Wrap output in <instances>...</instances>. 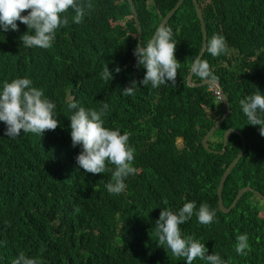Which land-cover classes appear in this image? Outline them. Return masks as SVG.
<instances>
[{"label":"trees","instance_id":"trees-1","mask_svg":"<svg viewBox=\"0 0 264 264\" xmlns=\"http://www.w3.org/2000/svg\"><path fill=\"white\" fill-rule=\"evenodd\" d=\"M133 1L145 44L178 2ZM199 2L208 39L223 35L228 46L218 57L206 51L202 57L231 105V113L207 145L221 150L230 127L243 132L247 143L225 182L224 202L229 206L246 185L264 192V136L259 125L248 124L240 106V100L257 89L264 93V0ZM91 3L81 24L73 23L75 13L68 11L69 24L57 29L48 49L23 46L20 37L28 28L19 21L18 31H0V91L6 80L28 78L56 105L59 120L55 130L43 135L22 131L16 138L5 135L7 126L0 121V264H12L21 252L42 264H186L185 258L158 245L155 222L162 208L178 211L187 202H195L197 209L207 203L216 216L211 224L202 225L194 214L180 226L184 235L199 239L209 255L218 253L227 264H264V212L246 200L255 194L245 193L228 213L218 205L220 180L243 142L232 133L223 154L203 143L225 109L212 86L188 85L191 61L203 45L193 0H184L166 22L181 65L176 84L155 89L140 85L133 96L123 90L133 80L142 81L146 69L137 67L133 54L138 38L133 36L137 24L131 4ZM106 66L112 73L107 81L101 77ZM193 81L201 82L198 77ZM108 98L120 104L111 107ZM72 101L97 110L107 104L104 126L131 134L137 172L126 178L125 193L110 194L104 187L114 165L107 164L97 177L78 169L76 157L82 146L72 145L69 118L76 111L69 107ZM178 138L183 139L182 147ZM245 233L250 250L240 255L235 251L236 237ZM193 264L206 262L197 258Z\"/></svg>","mask_w":264,"mask_h":264},{"label":"clouds","instance_id":"clouds-1","mask_svg":"<svg viewBox=\"0 0 264 264\" xmlns=\"http://www.w3.org/2000/svg\"><path fill=\"white\" fill-rule=\"evenodd\" d=\"M199 4L203 12L201 3ZM92 8L91 0H0V31H18L17 21H19L28 28V32L20 37L23 46L48 49L55 41L57 29L69 24L67 13L70 9L75 13L71 17L72 22L81 24L86 12ZM26 11V15L22 14ZM176 47L172 28L166 23H161L146 44L143 40L142 45L137 44L134 49L133 54L137 58V67L142 66L146 69V73L142 81H131L130 86L123 90V94L133 96L140 85L150 84L153 89L169 82L175 85L178 69L181 66L175 56ZM204 50L212 57L226 53L228 50L226 38L219 34L212 35L207 40ZM202 57L203 53L192 59L190 71L192 76L198 77L201 82L211 87L215 85L218 78L213 74L209 62ZM120 70L119 67L115 69L116 72ZM101 77L105 81L112 78V73L107 66L101 73ZM212 89L216 94L217 87H212ZM217 98L221 99L218 96ZM106 101L111 107L120 104L112 98ZM240 106L248 118V124L259 125V133L264 136V93L257 89L245 99L240 100ZM55 107L56 105L45 97L42 89L32 86L30 79L15 78L11 82L4 81L2 91H0V121L7 126L5 135L16 138L22 131L43 135L46 130H55L59 126V120L54 115ZM69 107L76 109L69 118L72 145L73 147L82 146V151L76 157L78 169L97 177V174L106 171L107 164L114 165V169H108L112 175L104 187L110 194L125 193L127 191L126 178L134 177L133 175L137 172L133 165L135 148L129 144L131 134L129 132L121 134L118 129L113 130L104 126L102 116L108 107L107 104L97 110L95 108L86 109L78 102L72 101ZM260 192L264 196V192ZM261 200L264 202L263 198ZM233 201L227 206L223 195V204L228 210L221 208L218 199L219 208L228 213L237 205L232 206ZM167 203L165 199L164 204L167 205ZM75 211L78 212L79 209ZM194 214L200 224L209 225L214 221L216 211L207 203H202L197 209L195 202L185 203L178 211L168 207L162 208L159 219L155 222L158 245L167 251L170 249L176 257L185 258L186 264H193L197 258L205 261L206 264H227L218 253L214 252L209 255L208 248L199 239L182 233L180 226ZM236 240L235 251L240 255H245L246 249L250 250L248 235L240 234ZM12 264H42V261L28 257L21 252L13 259Z\"/></svg>","mask_w":264,"mask_h":264},{"label":"water","instance_id":"water-1","mask_svg":"<svg viewBox=\"0 0 264 264\" xmlns=\"http://www.w3.org/2000/svg\"><path fill=\"white\" fill-rule=\"evenodd\" d=\"M131 7H132V12L134 13L135 19H136V24H137V32L134 34L135 37H138V44L142 45V33H143V29H142V25L140 22V18H139V13L138 10L136 8V5L134 4L133 0H129ZM184 0H178V2L176 3V5L172 8V10L167 14V16L165 17V19L163 20L162 23H166L174 14L175 12L180 8V6L183 4ZM195 8H196V12L198 15V18L201 22V28H202V35H203V45L202 48L200 50V53L198 56L201 55V53H205V44L208 40V32H207V26H206V21L202 12V9L200 7L199 1L198 0H193ZM193 77L191 74V71L188 74V85L192 86V87H198V86H202V85H206L203 82H194L193 81ZM212 87H217L219 93H220V100L222 102V104L224 105V109H225V113L224 115L219 119V121L206 133V135L203 138V143L204 145L207 147V149H209L212 152L215 153H225L226 149H227V145L229 143V139L232 133H236L238 135H240L242 142H243V147L242 150L239 152V154L235 157V159L230 163V165L227 167V169L225 170L219 186H218V196H219V204L221 206V208L225 211H227L228 209L225 208L224 204H223V190H224V186H225V182L229 176V174L232 172V170L235 168V166L237 165V163L240 161V159L242 158V156L244 155L246 148H247V143H246V138L245 135L243 134V132H241L240 130L236 129V128H228L226 130V132L224 133V140H223V148L221 150H215V149H211L207 143L209 141V139L212 137V135L214 134V132L220 128V126L222 125V123L224 122V120L227 118V116L231 113V105H230V101L228 98V95L224 89V87L222 86L221 82L217 79L215 85H213ZM248 190H252L254 191V193H256V195H258L259 197L263 198L264 200V196L263 194L254 189L251 186H245L243 187L238 194L236 195L232 206H234L235 204H237V202L241 199V197L243 196V194L248 191Z\"/></svg>","mask_w":264,"mask_h":264},{"label":"rangeland","instance_id":"rangeland-1","mask_svg":"<svg viewBox=\"0 0 264 264\" xmlns=\"http://www.w3.org/2000/svg\"><path fill=\"white\" fill-rule=\"evenodd\" d=\"M177 144L179 147H182L183 146V139L182 138H178L177 139ZM255 188V187H254ZM259 190V189H257ZM254 193V192H253ZM255 195L253 194H250L248 197H247V202H249L250 204L252 205H255V206H258L262 212H264V202L261 200V198H259L256 193H254Z\"/></svg>","mask_w":264,"mask_h":264},{"label":"built area","instance_id":"built-area-1","mask_svg":"<svg viewBox=\"0 0 264 264\" xmlns=\"http://www.w3.org/2000/svg\"><path fill=\"white\" fill-rule=\"evenodd\" d=\"M216 94H217V96H218V97H220V95H219V92H218V91L216 92Z\"/></svg>","mask_w":264,"mask_h":264}]
</instances>
